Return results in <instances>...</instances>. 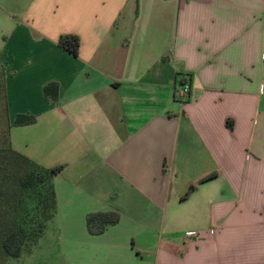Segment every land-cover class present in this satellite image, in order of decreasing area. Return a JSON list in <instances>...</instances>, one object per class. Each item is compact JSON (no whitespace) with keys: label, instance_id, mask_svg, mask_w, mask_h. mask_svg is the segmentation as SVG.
<instances>
[{"label":"crops","instance_id":"crops-1","mask_svg":"<svg viewBox=\"0 0 264 264\" xmlns=\"http://www.w3.org/2000/svg\"><path fill=\"white\" fill-rule=\"evenodd\" d=\"M0 69L53 218L119 215L81 264H264V0H0Z\"/></svg>","mask_w":264,"mask_h":264},{"label":"rangeland","instance_id":"rangeland-1","mask_svg":"<svg viewBox=\"0 0 264 264\" xmlns=\"http://www.w3.org/2000/svg\"><path fill=\"white\" fill-rule=\"evenodd\" d=\"M1 72L0 69V245L2 237L12 226L20 224L25 214H29L27 219L30 222V226L26 227L27 232L33 235L32 238H37L34 243L24 248L16 259L5 257L0 247V264H81L79 260L84 256V250L88 249L90 242L93 241L84 221L62 224L59 211L57 217L47 222L40 235L37 231L40 218L33 212L37 197L19 191L17 186L19 172H15L16 163L14 158L4 153L6 109ZM16 203L19 206L17 210L14 207ZM146 242L137 240L136 248Z\"/></svg>","mask_w":264,"mask_h":264},{"label":"trees","instance_id":"trees-1","mask_svg":"<svg viewBox=\"0 0 264 264\" xmlns=\"http://www.w3.org/2000/svg\"><path fill=\"white\" fill-rule=\"evenodd\" d=\"M138 1V0H137ZM57 45L59 48L72 55L78 56L79 38L75 35H61L58 38ZM43 97L46 103H55L58 99L59 86L56 82H50L43 87ZM36 122V117L28 114H19L15 116L13 121L14 126H28ZM6 150L2 152L14 158L16 163L15 172H19L17 186L21 193H31L36 195L35 200L37 204L33 212L39 216L38 234H42L48 221H50L55 213L56 201L55 191L52 180L63 169V166H56L52 168H43L26 157L16 153L10 147L5 135ZM215 174L210 175L204 181L213 178ZM194 189L189 187L182 199H185ZM15 209H18L17 203ZM25 214L22 217L21 223L12 228L2 237L1 251L5 257L16 259L23 249L29 244L34 243L37 237L32 238L33 235L28 234L27 228L30 222ZM119 222V215L115 212H94L88 213L85 217V226L89 235L98 236L105 232L108 227L115 226ZM33 230H31L32 232ZM37 235V234H36ZM40 237V236H39Z\"/></svg>","mask_w":264,"mask_h":264},{"label":"built area","instance_id":"built-area-1","mask_svg":"<svg viewBox=\"0 0 264 264\" xmlns=\"http://www.w3.org/2000/svg\"><path fill=\"white\" fill-rule=\"evenodd\" d=\"M188 92H189V86L187 84H183L181 88L175 92V97L177 99H182L187 96ZM187 236L195 237L196 234L192 232V233H188Z\"/></svg>","mask_w":264,"mask_h":264}]
</instances>
